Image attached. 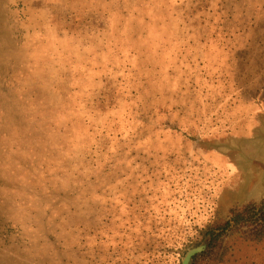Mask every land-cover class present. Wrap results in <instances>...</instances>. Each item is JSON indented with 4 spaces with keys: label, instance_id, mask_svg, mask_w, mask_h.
Instances as JSON below:
<instances>
[{
    "label": "rangeland",
    "instance_id": "374dc122",
    "mask_svg": "<svg viewBox=\"0 0 264 264\" xmlns=\"http://www.w3.org/2000/svg\"><path fill=\"white\" fill-rule=\"evenodd\" d=\"M204 241L264 264V0H0V264Z\"/></svg>",
    "mask_w": 264,
    "mask_h": 264
},
{
    "label": "water",
    "instance_id": "95a60500",
    "mask_svg": "<svg viewBox=\"0 0 264 264\" xmlns=\"http://www.w3.org/2000/svg\"><path fill=\"white\" fill-rule=\"evenodd\" d=\"M206 248H207V242L204 241L201 245L188 250L187 253L185 254V257L182 260V264H192V257L195 254L201 252L202 250H205Z\"/></svg>",
    "mask_w": 264,
    "mask_h": 264
},
{
    "label": "trees",
    "instance_id": "16d2710c",
    "mask_svg": "<svg viewBox=\"0 0 264 264\" xmlns=\"http://www.w3.org/2000/svg\"><path fill=\"white\" fill-rule=\"evenodd\" d=\"M232 220L234 221L235 220V217H233Z\"/></svg>",
    "mask_w": 264,
    "mask_h": 264
}]
</instances>
